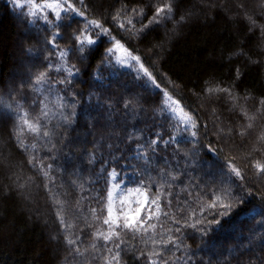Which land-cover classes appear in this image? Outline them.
<instances>
[{
	"label": "snow or ice",
	"instance_id": "snow-or-ice-1",
	"mask_svg": "<svg viewBox=\"0 0 264 264\" xmlns=\"http://www.w3.org/2000/svg\"><path fill=\"white\" fill-rule=\"evenodd\" d=\"M117 2L120 7L110 10ZM104 3L7 0L26 32L46 35L42 48L22 45L18 69L0 78V174L7 181L0 195L35 203L43 193L56 225L51 238L63 246L60 264H129V258L132 264H200L187 240L210 245L223 220L253 198L247 165L234 156L222 160L219 145L237 136L244 142L259 126L247 155L264 152V94L239 92L247 65L233 63L245 57L258 66L260 60L238 48L228 54L230 81L205 82L203 95L215 105L210 128L162 87L132 47L168 22L174 32L198 19L195 0H113L108 9ZM235 7L249 34L258 28L264 42V23L256 18L264 16V0L255 13L244 0ZM101 44L108 46L91 73L94 87L85 102L75 85L83 83ZM103 68L117 75L128 69L132 81L113 92ZM221 99L235 120L226 123L218 114ZM253 167L258 182L264 163ZM259 202L264 206V196ZM258 226L223 264H264V220Z\"/></svg>",
	"mask_w": 264,
	"mask_h": 264
},
{
	"label": "trees",
	"instance_id": "trees-1",
	"mask_svg": "<svg viewBox=\"0 0 264 264\" xmlns=\"http://www.w3.org/2000/svg\"><path fill=\"white\" fill-rule=\"evenodd\" d=\"M236 2L237 0H195L197 9L201 10L198 19L178 27L174 32L171 31L172 22H168L157 28L155 32L149 33L143 42L132 43V47L138 49V54L142 56L146 66L154 73L162 87H168L177 99L199 113L201 121H208L210 128L213 119L211 109L215 105L208 102L202 90L206 81L212 83L230 81L232 76L228 71L230 52L243 47L253 59L260 60L257 66L248 64L245 57H240L239 60L233 59V63L243 62L247 65L245 75L238 84V91L251 92L257 98L264 94V52L260 51L264 48V42L261 41L258 28L254 33L249 34L247 23L241 17L234 15ZM244 2L250 12H257L258 0H244ZM112 3L113 0H105L104 8L108 9ZM212 4L216 7H211ZM221 4L228 9L227 12L221 10ZM188 6L190 4L182 5V7ZM117 7H120L119 2L110 10L114 11ZM256 18L258 24L264 23V16L257 13ZM140 26L139 23L136 24L137 28ZM114 34H117L115 30ZM45 35L44 32H38L36 29L26 32L11 12L7 0H0V78L7 80L18 69L22 45L26 46L30 43L42 48ZM120 35L123 34H119L118 38ZM60 43L63 46L64 42ZM107 46L100 45L81 77L83 83L75 85L78 91L84 93L85 102L90 86L94 87L91 73L99 64L104 47ZM128 72V69H122L123 74L117 75L112 69H102L105 83L111 81V91L117 93L123 90V85L131 83L132 76ZM169 80L173 83L169 84ZM228 107L225 99L219 101L218 114L226 123L230 116L235 120V116L228 112ZM259 131L260 127L257 126L244 142H241L240 137L237 136L234 141L219 145L224 148L222 160L224 157L234 156L238 163L247 165L245 179L252 188L253 198L245 205L234 209L231 216L223 220L222 225L212 234L210 245H201V241L195 238L187 240L191 249L196 252L200 264H209V261L211 264H218L216 261L223 264L230 250L239 249L232 240L234 236H239L238 243L241 245L247 243L249 230L260 231L258 222L264 220V217L257 213L264 211V206L259 202V197L264 196V178L256 181L253 165L257 161L264 163V152L247 155ZM212 138L215 140L214 136ZM181 147L183 148L184 145ZM242 156H246V159L241 160ZM6 182L0 174V185ZM35 201L31 203L18 196L0 195V264H60L63 246L61 242L51 238L55 234L56 225L49 215V206L45 204L42 192L35 197ZM37 208H39V218ZM245 213H249L252 218ZM45 219L47 223L44 222ZM87 242L86 239L85 243ZM221 242L228 244V248L225 246L217 248ZM198 245H201V249L197 248ZM209 246L214 251L206 253ZM129 264H132L130 258Z\"/></svg>",
	"mask_w": 264,
	"mask_h": 264
},
{
	"label": "rangeland",
	"instance_id": "rangeland-1",
	"mask_svg": "<svg viewBox=\"0 0 264 264\" xmlns=\"http://www.w3.org/2000/svg\"><path fill=\"white\" fill-rule=\"evenodd\" d=\"M248 237H249V236H248ZM232 240L234 241L236 247H237V246H238V247L240 246L239 243H238V240H239V236H238V235L234 236ZM222 246H225V248H228V244L226 245V243H222V242H221V244L218 245L217 248L220 249ZM213 251H214L213 248H212L211 246H209V247L207 248V250H206V253H208V252L210 253V252H213ZM216 263H218V261H216Z\"/></svg>",
	"mask_w": 264,
	"mask_h": 264
}]
</instances>
